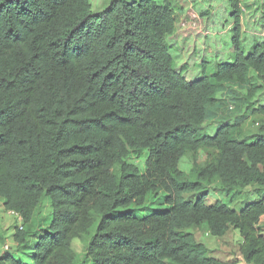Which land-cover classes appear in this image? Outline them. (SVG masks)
<instances>
[{"label":"trees","instance_id":"1","mask_svg":"<svg viewBox=\"0 0 264 264\" xmlns=\"http://www.w3.org/2000/svg\"><path fill=\"white\" fill-rule=\"evenodd\" d=\"M178 1L107 0L93 12L91 0H0V199L21 221L17 248L28 247L36 209L46 199L51 209L30 264H264V39L245 49L248 0H227L230 61L207 76L202 62L187 81L170 54ZM255 3L261 29L264 0ZM229 82L249 87L247 109L261 123L251 136L231 125L203 131ZM156 191L164 211L118 212ZM215 193L228 200L207 204ZM202 227L215 238L236 231L238 259L209 256ZM85 236L77 256L72 242ZM0 264L20 263L5 253Z\"/></svg>","mask_w":264,"mask_h":264},{"label":"rangeland","instance_id":"2","mask_svg":"<svg viewBox=\"0 0 264 264\" xmlns=\"http://www.w3.org/2000/svg\"><path fill=\"white\" fill-rule=\"evenodd\" d=\"M106 2L107 0H91L92 11L99 12L104 8ZM245 2L247 5V0ZM255 2L256 0H248L249 9L245 10V13L241 16V44L246 50L249 49L248 47L252 43L264 39L259 33L262 29L264 31V28L259 29L257 26L259 16L255 12L257 11ZM177 5L175 33L172 37V39H176V43L172 44L170 54L178 66L183 67L185 65L188 67V70L184 73L187 81L200 76L201 70L199 64L202 62H208L204 72L206 76L210 75L216 64L230 61L229 56H231L232 52L227 47L229 46V36L232 26L230 18L232 10L228 8L227 0H179ZM242 7H244L243 4ZM193 13L196 14L194 17L197 21L192 24L198 25V28L190 26L187 32L185 30L187 29V25L182 26V24L190 18L191 14L193 17ZM203 13H207L208 16L203 15ZM199 28H202L206 32V35L200 34L201 29ZM190 43H193L194 46L192 47ZM248 89V85H239L232 82L220 86L217 92L216 104L208 107L206 110V122L203 125V131L212 135L216 128L223 125H231L236 127L243 136H251L257 133L261 123L259 117L252 114V108L247 109L252 104V102L246 99ZM254 102L256 105L262 104V97H256ZM209 154L210 151L208 150H200L197 163L199 165L206 163ZM179 169L189 178L193 176V165L189 157L182 158ZM165 199L166 195L164 192L156 191L146 198L144 205L131 206L126 210H119L118 212L128 211L136 217H143L167 209ZM220 199L225 200L224 194L215 193V195L210 194L206 201L207 204L211 205ZM253 200L254 198L251 193L248 195L244 194L230 206L232 209L238 211L243 205L241 203ZM50 213V201L46 199L34 213L30 225L32 234H29L27 239L28 247L23 249L17 248L16 244L12 241V237L15 229L21 226V221L5 211L3 200L0 199V256L6 253L7 256L18 261L20 264H30L29 248L37 242L40 236L48 231ZM92 233L93 231L90 232V236ZM195 235L197 240L205 244L209 256L212 258L225 261L238 259V245L241 240L238 233L232 228H229L222 238L211 236L206 227H202L196 231ZM87 240L88 236L73 240L71 247L77 256L82 255Z\"/></svg>","mask_w":264,"mask_h":264},{"label":"built area","instance_id":"3","mask_svg":"<svg viewBox=\"0 0 264 264\" xmlns=\"http://www.w3.org/2000/svg\"><path fill=\"white\" fill-rule=\"evenodd\" d=\"M192 19H193L192 22H190V23L185 22V23L182 24V26L183 25H187V29H185V30H187V32H188V29H189L190 26L196 27V29L198 28V25L196 26L195 24H192L193 22L197 21V19L194 16L192 17ZM263 36H264V32H263ZM10 214H12V213H10Z\"/></svg>","mask_w":264,"mask_h":264},{"label":"crops","instance_id":"4","mask_svg":"<svg viewBox=\"0 0 264 264\" xmlns=\"http://www.w3.org/2000/svg\"><path fill=\"white\" fill-rule=\"evenodd\" d=\"M191 45H192V47L194 46V44L193 43H190ZM257 227H259V228H262V229H264V215L260 218V220H259V223H258V226Z\"/></svg>","mask_w":264,"mask_h":264},{"label":"clouds","instance_id":"5","mask_svg":"<svg viewBox=\"0 0 264 264\" xmlns=\"http://www.w3.org/2000/svg\"><path fill=\"white\" fill-rule=\"evenodd\" d=\"M185 22H186V21H185ZM199 29H201V28H199ZM200 34H202V32H201Z\"/></svg>","mask_w":264,"mask_h":264}]
</instances>
